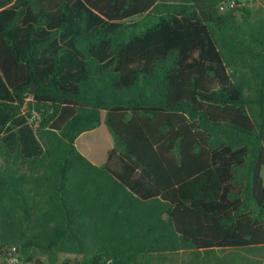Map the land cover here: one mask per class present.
I'll list each match as a JSON object with an SVG mask.
<instances>
[{
    "label": "trees",
    "instance_id": "trees-1",
    "mask_svg": "<svg viewBox=\"0 0 264 264\" xmlns=\"http://www.w3.org/2000/svg\"><path fill=\"white\" fill-rule=\"evenodd\" d=\"M226 1L0 0V252L264 250V0Z\"/></svg>",
    "mask_w": 264,
    "mask_h": 264
},
{
    "label": "rangeland",
    "instance_id": "rangeland-1",
    "mask_svg": "<svg viewBox=\"0 0 264 264\" xmlns=\"http://www.w3.org/2000/svg\"><path fill=\"white\" fill-rule=\"evenodd\" d=\"M247 0H240V2H245ZM173 3H184L187 2V0H171ZM229 3L232 4V0L226 1L223 8L229 6ZM222 9V8H221ZM143 16H138L133 19H131V22L139 21L142 19ZM87 135V134H85ZM82 136V135H81ZM92 134L84 136L85 140H89L91 146L89 147L91 149V152L95 154L94 157H98L99 159H93L91 156H88L86 153H84L80 148H78V145H76L77 150L85 156L90 162H92L95 165H100L101 159L105 156V144L101 145V140L104 139L105 141V135L103 134V131H99V143H94L91 140ZM107 139V138H106ZM78 140V139H77ZM76 140V142H77ZM81 140V139H80ZM79 140V141H80ZM111 147L109 146L106 151L110 150ZM261 176L264 178V166L262 169ZM233 252L225 251V252H216L214 255H207L203 252H192V251H180L177 254H167L161 257V260H158V264H216L218 259H224L227 257L228 259H231V255ZM237 257H233L235 261L238 264H256L255 262H263L264 261V250L262 251H239L237 253ZM38 259L41 263L48 264L47 260L44 256L36 255L35 257ZM69 259L71 261H80V256L75 255H64L60 256V261ZM0 264H9L4 259H0ZM19 264H25L20 261Z\"/></svg>",
    "mask_w": 264,
    "mask_h": 264
},
{
    "label": "built area",
    "instance_id": "built-area-1",
    "mask_svg": "<svg viewBox=\"0 0 264 264\" xmlns=\"http://www.w3.org/2000/svg\"><path fill=\"white\" fill-rule=\"evenodd\" d=\"M0 259H4L9 264H19V255L15 247L4 249L0 252Z\"/></svg>",
    "mask_w": 264,
    "mask_h": 264
},
{
    "label": "water",
    "instance_id": "water-1",
    "mask_svg": "<svg viewBox=\"0 0 264 264\" xmlns=\"http://www.w3.org/2000/svg\"><path fill=\"white\" fill-rule=\"evenodd\" d=\"M38 89V86H36L35 84H31V86H30V90L33 92V91H35V90H37Z\"/></svg>",
    "mask_w": 264,
    "mask_h": 264
},
{
    "label": "crops",
    "instance_id": "crops-1",
    "mask_svg": "<svg viewBox=\"0 0 264 264\" xmlns=\"http://www.w3.org/2000/svg\"><path fill=\"white\" fill-rule=\"evenodd\" d=\"M262 169H263V167H262ZM261 173H262V171H261ZM262 179H263V184H264V178L262 177Z\"/></svg>",
    "mask_w": 264,
    "mask_h": 264
}]
</instances>
